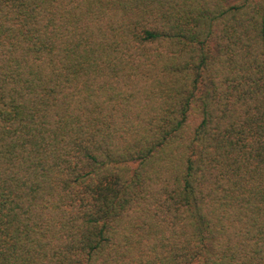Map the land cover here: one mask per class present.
<instances>
[{
	"label": "trees",
	"instance_id": "obj_1",
	"mask_svg": "<svg viewBox=\"0 0 264 264\" xmlns=\"http://www.w3.org/2000/svg\"><path fill=\"white\" fill-rule=\"evenodd\" d=\"M0 264H264V0H0Z\"/></svg>",
	"mask_w": 264,
	"mask_h": 264
}]
</instances>
